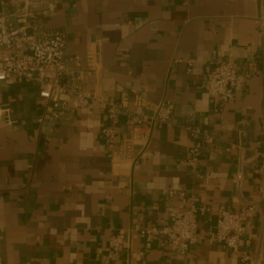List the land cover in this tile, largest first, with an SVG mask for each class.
Returning <instances> with one entry per match:
<instances>
[{
    "label": "crops",
    "instance_id": "0c3cea01",
    "mask_svg": "<svg viewBox=\"0 0 264 264\" xmlns=\"http://www.w3.org/2000/svg\"><path fill=\"white\" fill-rule=\"evenodd\" d=\"M261 6L262 0H59L53 12L37 14L34 23L66 32L67 66L90 70L85 89L99 99H115L119 90L151 103L171 99L173 126L143 134L120 121L112 148L100 132L97 100L56 120L35 82L15 75L0 81V103L11 117L9 124L0 117V264H245L241 253L258 243L264 264L255 154L264 151ZM219 58L234 63L242 86L215 112L204 86ZM185 117L203 130L216 127L221 140L195 171L186 164ZM176 186L194 197L200 236L214 225L217 206L237 211L244 200L258 201L237 250L199 238L172 254L160 235L147 240L138 233L187 206L165 195ZM119 228L131 230L130 242L112 259L107 239Z\"/></svg>",
    "mask_w": 264,
    "mask_h": 264
},
{
    "label": "built area",
    "instance_id": "2783aa9c",
    "mask_svg": "<svg viewBox=\"0 0 264 264\" xmlns=\"http://www.w3.org/2000/svg\"><path fill=\"white\" fill-rule=\"evenodd\" d=\"M58 2L59 0H0V81L15 75L25 81L35 82L41 104L48 108L51 118L56 120L69 119L77 110L97 100L104 117L100 132L112 148L116 144V127L120 121L134 130H141L143 134L154 127H172L174 101L171 99L151 103L141 94L129 95L123 90L118 91L115 99H99L85 89L84 78L90 70L67 66L66 32L59 29L48 30L33 22L37 14L53 12ZM259 20L264 34V0ZM188 65H191L190 62ZM241 86L242 79L234 63L229 59L219 58L207 73V83L204 86L213 111L219 112ZM0 117L7 124L11 122L10 108L5 103H0ZM181 128L191 140L186 164L190 170L195 171L201 155L218 149L221 142L218 130L216 127L203 130L189 124L186 117ZM255 154L260 157L259 169L262 173L259 201L264 203V151H255ZM133 160L136 157L133 156ZM239 162V165L243 162L241 154ZM241 179L240 167L236 180L239 183ZM165 195L185 201L187 206L182 210L169 212L167 220L160 226L143 227L138 229V233L147 240L153 234L160 235L172 254L185 253L199 238L208 243H224L237 250L244 234L245 222L258 209L257 200H244L237 211H229L219 205L215 208L214 225L200 236L197 232L199 208L194 197L187 195L181 186L167 188ZM262 213L264 215V209ZM130 233V229L119 228L109 234L107 244L110 258L113 259L130 242ZM241 260L245 264H260V244L254 251L242 252Z\"/></svg>",
    "mask_w": 264,
    "mask_h": 264
}]
</instances>
